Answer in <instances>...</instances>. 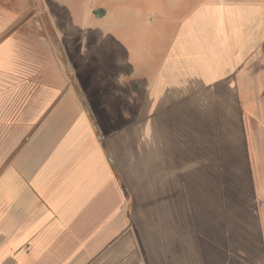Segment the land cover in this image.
<instances>
[{"label":"crops","instance_id":"obj_1","mask_svg":"<svg viewBox=\"0 0 264 264\" xmlns=\"http://www.w3.org/2000/svg\"><path fill=\"white\" fill-rule=\"evenodd\" d=\"M82 17L76 69L44 0H0V264H264V0L124 62Z\"/></svg>","mask_w":264,"mask_h":264},{"label":"rangeland","instance_id":"obj_2","mask_svg":"<svg viewBox=\"0 0 264 264\" xmlns=\"http://www.w3.org/2000/svg\"><path fill=\"white\" fill-rule=\"evenodd\" d=\"M222 0H44L45 5L48 7V13L53 18L52 25L57 32H62V38L60 43L68 54L72 61V68L78 67V52L81 50V46L78 43L81 41L80 37H74L77 33L83 31V24L81 21L75 22V17H82L85 14L95 15L98 11H109L110 17L108 18L107 26L102 29H93V38L98 39L100 33L106 30V38L113 41L105 48L118 47L115 51L119 62L129 61L131 52L134 55L143 54L146 50H163L168 47L174 34L177 32L181 21L187 18L193 11L201 6L211 4L212 2ZM90 3V4H89ZM94 5V6H93ZM146 9H159L163 11L162 17L156 19L152 24L150 17L148 22H126L123 17L117 14L124 15L125 11L137 14L143 8ZM115 14L119 21L114 22ZM132 16L134 19L136 16ZM164 15V16H163ZM116 17V16H115ZM83 20V17H82ZM38 28V23L33 24ZM42 30H48L52 32V27L46 21L42 24ZM71 33V34H70ZM64 50V51H65ZM110 52V51H107ZM110 56V55H109ZM106 57V56H105ZM97 61V57L94 56L92 60ZM87 69L77 72V78L81 84L82 89L87 98L93 97L96 92L92 88L90 76ZM91 75V73H89ZM89 77V78H88ZM98 119V118H97ZM102 125V121L106 122L105 118L98 119ZM110 123L105 125L106 129H109ZM103 128V125H102ZM257 170V168L255 169Z\"/></svg>","mask_w":264,"mask_h":264},{"label":"water","instance_id":"obj_3","mask_svg":"<svg viewBox=\"0 0 264 264\" xmlns=\"http://www.w3.org/2000/svg\"><path fill=\"white\" fill-rule=\"evenodd\" d=\"M102 15H104V12H103V11H98V12L95 14V16L98 17V18L102 17Z\"/></svg>","mask_w":264,"mask_h":264},{"label":"trees","instance_id":"obj_4","mask_svg":"<svg viewBox=\"0 0 264 264\" xmlns=\"http://www.w3.org/2000/svg\"><path fill=\"white\" fill-rule=\"evenodd\" d=\"M36 1V0H35ZM37 3H38V1H37Z\"/></svg>","mask_w":264,"mask_h":264}]
</instances>
